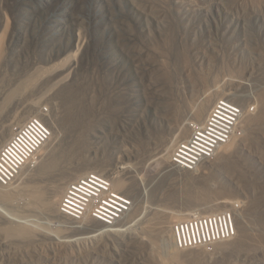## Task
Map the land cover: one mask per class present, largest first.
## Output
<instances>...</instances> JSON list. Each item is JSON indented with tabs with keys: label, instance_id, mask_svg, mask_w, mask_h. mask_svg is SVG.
<instances>
[{
	"label": "rangeland",
	"instance_id": "obj_1",
	"mask_svg": "<svg viewBox=\"0 0 264 264\" xmlns=\"http://www.w3.org/2000/svg\"><path fill=\"white\" fill-rule=\"evenodd\" d=\"M220 98L243 108L233 142L175 169ZM34 115L53 142L0 185V264H163L196 209L231 212L237 235L170 264H264V0H0V147ZM91 171L134 201L110 228L59 212ZM15 225L32 231L8 235Z\"/></svg>",
	"mask_w": 264,
	"mask_h": 264
},
{
	"label": "built area",
	"instance_id": "obj_2",
	"mask_svg": "<svg viewBox=\"0 0 264 264\" xmlns=\"http://www.w3.org/2000/svg\"><path fill=\"white\" fill-rule=\"evenodd\" d=\"M242 117L239 103L230 98L217 100L206 119L194 125L189 138L174 148L173 167L193 172L214 159L233 139ZM52 135L51 125L41 115L29 117L16 128L0 147V185L11 186ZM59 204L60 214L71 220L92 219L114 226L130 213L134 201L117 190L109 177L91 171L68 184ZM172 233L179 249L191 250L230 240L237 235V228L234 215L227 211L181 219L173 224Z\"/></svg>",
	"mask_w": 264,
	"mask_h": 264
},
{
	"label": "bare ground",
	"instance_id": "obj_3",
	"mask_svg": "<svg viewBox=\"0 0 264 264\" xmlns=\"http://www.w3.org/2000/svg\"><path fill=\"white\" fill-rule=\"evenodd\" d=\"M57 65H58V63L57 62H54L53 64H51L48 68L49 69H51V70H55L56 68H57ZM46 69V71H47V68H45ZM50 70V71H51ZM49 71V70H48ZM44 72V68H38L36 71H35V75H36V77L37 76H39V74L41 75V73H43ZM45 73V72H44ZM62 78H60V80H61ZM28 80H30V79H28ZM31 81V80H30ZM58 83V82H57ZM13 92H11V94H12ZM20 122H18L17 124H19ZM23 124V123H22ZM21 124V125H22ZM20 125V126H21ZM2 126V125H1ZM18 128V127H17ZM14 130V129H13ZM9 134V132H7V135ZM235 135H236V132L234 133ZM234 135V136H235ZM234 136H233V139L228 143V144H230L231 142H233V140H234ZM54 137V135H52V137L50 138V144L53 142V138ZM49 141L40 149V151L38 152V154L34 157V159L31 161V163L30 164H38L39 163V158H41L40 156H43V154H45V152L47 151V149L49 148V146H50V144H49ZM7 142V141H6ZM48 144H49V146H48ZM227 144V145H228ZM227 145H225V146H227ZM225 146H223L222 148H220L219 150H218V152H217V154L218 153H220V150L221 149H223V148H225ZM50 149V148H49ZM222 151V150H221ZM49 153V152H48ZM44 157H45V155H44ZM43 162V161H42ZM41 161H40V163H42ZM67 188V187H66ZM116 188V187H115ZM0 189H1V186H0ZM1 191V190H0ZM30 192H32V190L30 191ZM39 192H41V191H35V197L37 198V199H39ZM43 192V191H42ZM41 192V193H42ZM41 193H40V195H41ZM64 193H65V191H64ZM31 195H33L32 193H31ZM64 195V194H63ZM56 196V200L57 199H60V196L59 195H55ZM4 197V196H3ZM28 197V196H27ZM30 197V196H29ZM63 197V196H62ZM35 199V198H34ZM62 199V198H61ZM32 200V199H31ZM30 200V201H31ZM38 201V200H37ZM37 201H35V202H37ZM59 201V200H58ZM61 201V200H60ZM55 202V201H54ZM41 204V203H40ZM60 205V204H59ZM262 212V211H261ZM201 214V213H204V212H202V211H200V210H198V209H196V210H191V211H188V212H186V213H182L181 214V216H180V218H184V219H186V218H189V217H191V216H194V215H197V214ZM206 213V212H205ZM88 219H84L83 221L85 222V221H87ZM179 221V220H178ZM109 227V226H108ZM105 228H107V225H105ZM110 228V227H109ZM30 231H32V230H30L29 228H27V227H25V226H19V225H15V226H10L9 228H7V232H8V235H15V234H27V233H30ZM174 243H175V241H174ZM175 246H176V244H175ZM178 250H180L177 246H176V250H174V251H172V252H169L168 253V255H166V256H164L162 259H164L163 260V264H170L169 262L170 261H172L173 259H175V258H177L178 257V253H177V251ZM179 261V260H178Z\"/></svg>",
	"mask_w": 264,
	"mask_h": 264
},
{
	"label": "trees",
	"instance_id": "obj_4",
	"mask_svg": "<svg viewBox=\"0 0 264 264\" xmlns=\"http://www.w3.org/2000/svg\"><path fill=\"white\" fill-rule=\"evenodd\" d=\"M96 50L97 51L100 50L99 46H93V44H91L86 50V56H87V54H92L93 52L96 53ZM72 99L77 100V99H79V96L72 97Z\"/></svg>",
	"mask_w": 264,
	"mask_h": 264
}]
</instances>
